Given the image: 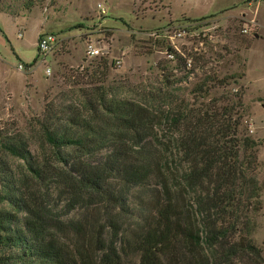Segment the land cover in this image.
<instances>
[{"label": "trees", "instance_id": "16d2710c", "mask_svg": "<svg viewBox=\"0 0 264 264\" xmlns=\"http://www.w3.org/2000/svg\"><path fill=\"white\" fill-rule=\"evenodd\" d=\"M241 78L206 76L195 97ZM76 92L71 104H49L37 121L41 156L24 135L0 130V264H123L128 238L141 264H264L251 239L263 210L260 144L243 131V90L193 107L152 92L141 94L146 104L117 99L105 86ZM160 100L167 108L155 114ZM157 119L172 133L168 145L153 135ZM9 157L25 162L44 196L63 199L66 210L32 212L20 222L4 209L19 208L25 195ZM133 205L150 214L125 238Z\"/></svg>", "mask_w": 264, "mask_h": 264}, {"label": "rangeland", "instance_id": "374dc122", "mask_svg": "<svg viewBox=\"0 0 264 264\" xmlns=\"http://www.w3.org/2000/svg\"><path fill=\"white\" fill-rule=\"evenodd\" d=\"M44 34L58 37L45 60L37 47ZM91 43L104 55L89 57ZM174 52L191 65H180ZM98 70L106 71V77L95 75ZM234 74L243 76L238 84L195 97L206 76ZM99 86L117 99L142 103V93L164 95L173 106L177 101L209 103L243 90V131L260 144L256 176L263 187V210L255 217L251 239L264 257V0H0V130L24 135L32 153L41 156L36 123L49 104L69 105L80 97L76 91ZM153 106L154 112L167 108L162 100ZM155 125L153 135L163 144L172 142L168 125H159V119ZM9 164L23 180L25 195L19 208L8 203L3 208L20 222L32 212L53 217L66 210L63 199L44 196V186L31 179L25 162L9 157ZM139 213L135 209L126 219L125 238L140 230L150 211ZM127 242L129 238L122 246V263L141 264Z\"/></svg>", "mask_w": 264, "mask_h": 264}, {"label": "built area", "instance_id": "2783aa9c", "mask_svg": "<svg viewBox=\"0 0 264 264\" xmlns=\"http://www.w3.org/2000/svg\"><path fill=\"white\" fill-rule=\"evenodd\" d=\"M102 12H105V10H102ZM58 44V37L55 34H44L39 38L38 41V52L40 56H42L45 60V58L52 53L56 45ZM87 55L89 57H97L100 55H104V52L94 46L92 43L87 45ZM173 58V56H172ZM25 66L23 64H19L18 69L19 70H24ZM47 75H51L52 71L50 68H47L46 71Z\"/></svg>", "mask_w": 264, "mask_h": 264}]
</instances>
